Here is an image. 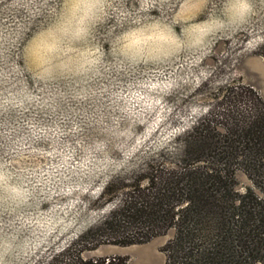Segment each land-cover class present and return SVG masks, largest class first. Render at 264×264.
<instances>
[{
  "label": "rangeland",
  "instance_id": "obj_1",
  "mask_svg": "<svg viewBox=\"0 0 264 264\" xmlns=\"http://www.w3.org/2000/svg\"><path fill=\"white\" fill-rule=\"evenodd\" d=\"M137 7L115 0L108 15ZM254 8L242 25L209 26L211 35L192 50L162 45L146 31L138 48L121 55L115 36L123 28L109 19L93 39L49 55L32 41L66 0H0V264H70L81 249H89L82 260L164 264L172 229L118 246L103 243L101 224L122 185L144 186L148 165L181 160L208 110L217 126L249 113L228 89L247 87L264 104V0ZM198 9L197 0H157L140 19L186 29L191 43L190 25L207 16ZM236 178L239 191L251 186L242 172Z\"/></svg>",
  "mask_w": 264,
  "mask_h": 264
},
{
  "label": "trees",
  "instance_id": "obj_2",
  "mask_svg": "<svg viewBox=\"0 0 264 264\" xmlns=\"http://www.w3.org/2000/svg\"><path fill=\"white\" fill-rule=\"evenodd\" d=\"M227 91L228 98H244L249 113L217 126L216 113L208 110L191 129L178 163L148 165L144 186L139 180L122 185L101 224L103 243L142 244L172 229L164 264H264V104L247 87ZM238 171L251 182L243 191L236 188ZM83 250L89 249L70 264H111L82 260Z\"/></svg>",
  "mask_w": 264,
  "mask_h": 264
},
{
  "label": "clouds",
  "instance_id": "obj_3",
  "mask_svg": "<svg viewBox=\"0 0 264 264\" xmlns=\"http://www.w3.org/2000/svg\"><path fill=\"white\" fill-rule=\"evenodd\" d=\"M115 0H66V9L54 19L52 25L38 32L32 44L44 54H53L65 46H75L94 38L95 33L101 25L107 24L111 19L116 27L123 28L115 36L119 45L121 55L127 54L140 46L141 36L146 31L156 34L162 45H172L175 50H192L207 40L211 35L209 26L216 30H223L230 27L242 25L251 17L254 8V0H197L199 5L198 14L207 12V16L199 23L190 25V31L196 35L197 40L186 43L184 39L186 29L177 33L175 28L160 19L154 18L145 25L140 19L144 14L154 10L157 0H135V12L124 8L118 16L108 15V5L114 4ZM216 4L219 11L213 7ZM127 25V27H124ZM3 33L0 31V36Z\"/></svg>",
  "mask_w": 264,
  "mask_h": 264
}]
</instances>
